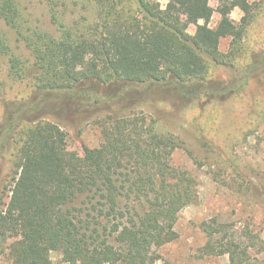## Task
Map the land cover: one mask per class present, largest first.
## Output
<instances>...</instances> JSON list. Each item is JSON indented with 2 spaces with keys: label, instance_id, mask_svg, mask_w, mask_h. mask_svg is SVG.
<instances>
[{
  "label": "trees",
  "instance_id": "trees-1",
  "mask_svg": "<svg viewBox=\"0 0 264 264\" xmlns=\"http://www.w3.org/2000/svg\"><path fill=\"white\" fill-rule=\"evenodd\" d=\"M165 1L0 0V56L8 77L30 91L0 124L14 166L8 202L0 201V264H52L51 252L65 264H157L153 248L178 238L179 213L197 196L195 179L170 163L181 144L120 105L156 87L194 107L236 94L214 79L244 56L257 9L246 0ZM235 9L238 23L229 17ZM10 34L29 59L15 55ZM224 39L228 53L219 49ZM80 56L89 58L85 69ZM82 122L95 123L101 143L75 157L62 127ZM205 233L204 254L250 264L246 250L216 239L219 231Z\"/></svg>",
  "mask_w": 264,
  "mask_h": 264
},
{
  "label": "rangeland",
  "instance_id": "rangeland-1",
  "mask_svg": "<svg viewBox=\"0 0 264 264\" xmlns=\"http://www.w3.org/2000/svg\"><path fill=\"white\" fill-rule=\"evenodd\" d=\"M157 1L165 7V0ZM246 1L257 10L242 43L244 56L233 66L217 69L214 79L238 89L236 94L221 100L203 98L200 107H194L169 90L156 87L131 92L120 105V112L142 114L156 122L160 133L168 132L179 140L181 145L172 153L170 163L186 171L197 184L195 201L179 213L175 225L178 238L153 248L159 258L157 264H230L228 256L204 254L208 241L205 228L219 231L217 240L226 237V242L246 250L250 264L264 257V0ZM209 5L217 8L214 1ZM242 15L235 9L229 17L238 23ZM219 20L215 12L209 26L215 27ZM195 29L189 25L187 32L193 35ZM10 37L15 55L29 59L26 49L12 34ZM229 44V39L222 40L220 51L228 53ZM77 66L87 68L89 58L78 57ZM7 68V60L0 56V124L8 108L30 95L27 82L14 83ZM55 107L52 102L48 105L50 110ZM62 128L68 151L75 157H81L84 148H96L101 143L94 122ZM11 152L9 140L0 138V201L4 202H8L14 172ZM50 258L52 264H65L59 252H51Z\"/></svg>",
  "mask_w": 264,
  "mask_h": 264
},
{
  "label": "crops",
  "instance_id": "crops-1",
  "mask_svg": "<svg viewBox=\"0 0 264 264\" xmlns=\"http://www.w3.org/2000/svg\"><path fill=\"white\" fill-rule=\"evenodd\" d=\"M234 11V10H233Z\"/></svg>",
  "mask_w": 264,
  "mask_h": 264
}]
</instances>
